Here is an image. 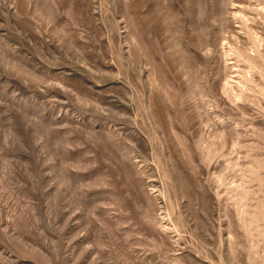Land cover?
Returning a JSON list of instances; mask_svg holds the SVG:
<instances>
[{
	"label": "rangeland",
	"instance_id": "rangeland-1",
	"mask_svg": "<svg viewBox=\"0 0 264 264\" xmlns=\"http://www.w3.org/2000/svg\"><path fill=\"white\" fill-rule=\"evenodd\" d=\"M0 264H264V0H0Z\"/></svg>",
	"mask_w": 264,
	"mask_h": 264
}]
</instances>
